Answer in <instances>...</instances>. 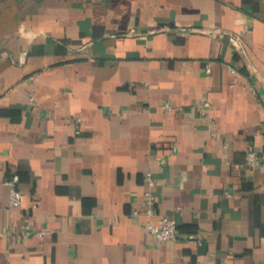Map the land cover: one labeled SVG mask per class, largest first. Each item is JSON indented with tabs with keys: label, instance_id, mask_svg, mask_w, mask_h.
I'll list each match as a JSON object with an SVG mask.
<instances>
[{
	"label": "crops",
	"instance_id": "1",
	"mask_svg": "<svg viewBox=\"0 0 264 264\" xmlns=\"http://www.w3.org/2000/svg\"><path fill=\"white\" fill-rule=\"evenodd\" d=\"M5 262L264 264V0H0Z\"/></svg>",
	"mask_w": 264,
	"mask_h": 264
},
{
	"label": "built area",
	"instance_id": "2",
	"mask_svg": "<svg viewBox=\"0 0 264 264\" xmlns=\"http://www.w3.org/2000/svg\"><path fill=\"white\" fill-rule=\"evenodd\" d=\"M32 102L34 99H31ZM167 109H172L170 105L166 106ZM77 122L81 123L82 119L77 118ZM80 133V131H78ZM177 151V148L174 147V152ZM263 164V157L256 152H248L246 165L250 167H256ZM235 167H239L236 165ZM20 175L14 173L10 178L5 181V184L10 188V207L16 208L22 206L24 202V194L19 187L20 184ZM152 185H155L154 180H150ZM156 197L153 194H148L145 202V209L143 213L145 214L147 221L145 224L146 230L157 240L158 243L162 242H173L176 241L179 237L178 234V223L175 219L169 216H159L156 210ZM140 211L136 210L133 213V216H139ZM34 233L44 234L45 232H36L32 226L28 223L23 226V236L28 237ZM190 239H198V236L195 233L189 234ZM0 264H11L10 262L0 263Z\"/></svg>",
	"mask_w": 264,
	"mask_h": 264
}]
</instances>
